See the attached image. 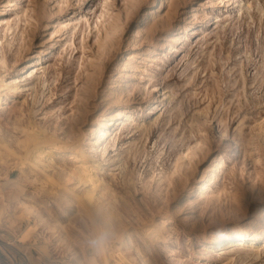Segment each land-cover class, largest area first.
<instances>
[{
  "label": "rangeland",
  "instance_id": "1",
  "mask_svg": "<svg viewBox=\"0 0 264 264\" xmlns=\"http://www.w3.org/2000/svg\"><path fill=\"white\" fill-rule=\"evenodd\" d=\"M9 2L0 0V59L7 63L0 74L10 79L18 72L27 80L19 90L1 93L0 184L18 178L40 196V204L49 202L77 250L99 249L104 238L114 253L110 264L123 257L128 260L122 264H142L136 247L148 264H197L198 242L206 234L224 221L247 228L261 215L264 0ZM152 6L142 33L133 36V23ZM114 19L120 24L109 38L114 45L101 48ZM174 34L187 40L173 43ZM155 50L163 53L153 57ZM122 58L128 65L117 68ZM151 87V95H162V109L114 125L108 160L95 155L98 186L89 198L92 184L70 176L81 165L71 154L73 146L82 143L91 151L89 127L110 101L145 108ZM32 134L50 152L51 161L40 168L23 160ZM52 136L67 145L51 147ZM219 153L224 154L219 179L209 195L191 202L194 187ZM189 171L192 176L181 184ZM1 211L18 210H5L0 201ZM156 221L167 226L168 243L147 236V224ZM128 234L132 239L122 244ZM241 246L214 252L204 264H264L263 240Z\"/></svg>",
  "mask_w": 264,
  "mask_h": 264
},
{
  "label": "bare ground",
  "instance_id": "2",
  "mask_svg": "<svg viewBox=\"0 0 264 264\" xmlns=\"http://www.w3.org/2000/svg\"><path fill=\"white\" fill-rule=\"evenodd\" d=\"M5 1L6 3L9 2V0ZM153 1H155L157 5H160L162 4V2H164V0ZM133 2L134 4H132ZM133 2L131 3L132 5L137 4L135 3V1ZM231 2H233V0H227L228 4H230ZM154 7L155 6H152L151 11L143 15L142 20L140 19L133 23V36H137L140 34L144 20L152 14ZM48 13H50V11ZM70 23L71 21L68 22L63 29L68 27ZM7 24L9 25L8 21ZM119 26L120 24H118L117 19L112 20V22H110L106 26L104 31L105 40L103 41V43H101V48H107L110 43H114L110 42L109 38L111 37V35L113 36V33L116 34V30V32H118ZM179 29H184V26H181ZM171 39L173 43L176 42V40H180L181 43H184L187 40V35L183 34L181 36H178L174 34ZM171 48L176 49V46L172 45ZM158 52L163 53V51L161 52L159 50H155L151 56L154 55L153 57H155V54H157ZM102 54L103 53H101V55ZM5 59L3 57H1L0 59V65L3 67H6L7 64ZM14 65L15 71L23 69L18 63H15ZM127 65L128 64L126 62V59L124 58L117 62V68L125 67ZM132 67L136 68L135 65H133ZM4 73H6V71H4ZM6 77V74H0V101L1 99H3V97L1 96L2 91L6 90L14 92L17 89L19 90V88L21 87L20 82H22V80H27V78L23 79V75L18 72H16V74L13 75L10 79H7ZM151 79L152 77L150 78V80ZM154 87H156V85ZM152 90L153 88L151 87L150 89H148L147 92H149L150 94ZM147 98L149 104L145 108H139V106L137 107L123 105L124 103L121 104L118 100V102L116 100L110 101L108 108L103 112L101 118L98 119V122L94 121L89 127L93 136L89 142V149L91 151L85 150L84 145H82V143L73 146L71 154H73L78 159V162L81 163V165L76 166L74 170L70 172V176L74 177V179H78V181L81 183L92 184L94 189H92L88 193L87 196L89 198L93 197V192L98 186V179L96 178L94 172H92L95 169V166L98 165H95L94 163L99 161L98 159H96L95 155L105 157L108 148L111 145L110 136L113 135L112 133L114 125L117 122H120L122 124L133 123L136 122V117H138L142 113L150 114L155 113L159 109H162V105L164 102L162 95L150 94L147 96ZM220 134L226 135L225 132H222ZM108 139L109 141H107ZM113 141H115V138H113ZM41 142L42 141L40 139L38 140V136H35L34 134L29 135L28 140L25 141V145L27 147V154L25 155V157H23V160L25 162L33 160L32 164L35 168H40V164H46L48 161H51V158H48V154H50L48 148L41 145ZM48 142L51 147H64L65 145H67L62 141L57 140L53 136L48 139ZM202 152L203 154H206L208 152V149H202ZM107 160L108 159L105 157L102 161L106 162ZM223 163L224 154H217V156L213 159L211 165L208 166L207 170L203 173L201 180H199L197 185L194 187L190 200L191 202L195 201V199L203 198L205 195H209V189L212 186V183L216 182L217 178L220 176V172H222L221 170L223 168ZM99 164L102 163L99 162ZM192 174V171L186 172L184 174V178H182L183 180L181 184H184L186 180L188 181L189 177L192 176ZM48 177L47 179L50 178ZM211 192L215 193V190H211ZM38 197L40 196L36 192H31L29 186L25 183L20 182L18 178L8 179V181L0 184V201L3 204V208L5 210H12V208L15 207L18 210L16 211V214L1 211L2 213H0V237L8 240V243L13 244L19 247L20 249L28 251L32 262L35 264H110V260L113 257L114 253L108 252V250L106 249L107 243L104 238H101L99 242V249H94V246H90V248H88L86 251L77 250V246L74 242L71 241L70 234H68L66 231V226L59 222V220L53 216L50 208V203L46 201L47 203L42 205L39 203L40 201H38ZM208 201H213V198L210 197ZM260 214L263 215V217L259 215L258 218L253 220L247 226V228H242L241 225L238 224L230 225L226 221L222 222L216 230H213L210 234H206L202 239L199 240L198 243L201 247V251L196 262H198L199 264H204V261L206 262V259L217 251L230 250L232 248H236L235 246L238 247L245 244L252 246L259 240L264 241V234L261 232V229L264 225V207L261 209ZM17 217L21 218V220H19ZM31 217L34 218L31 222H28L27 224H22V222L24 221H29ZM166 227L167 226H165L164 222L156 221L149 225L147 224V229L145 231L147 236L152 239V241L162 239L163 241L168 243L169 237L164 236L163 233ZM131 239V234H128L127 237L124 235L121 238V242L122 244H126L129 243L128 240ZM0 244L2 245L3 243L0 241ZM33 249L37 250V256H33ZM135 250L137 257L141 260V263L148 264L142 251L138 247H136ZM167 250L168 252H170V247H167ZM101 252L105 254L104 260H100L99 258V254H101ZM127 260L128 259L123 257L117 261L122 264L123 262H127ZM180 260L181 259H179V261ZM0 264L5 263L0 260Z\"/></svg>",
  "mask_w": 264,
  "mask_h": 264
},
{
  "label": "built area",
  "instance_id": "3",
  "mask_svg": "<svg viewBox=\"0 0 264 264\" xmlns=\"http://www.w3.org/2000/svg\"><path fill=\"white\" fill-rule=\"evenodd\" d=\"M34 218L31 217L28 222H31ZM0 241L3 243V247L0 244V260L5 264H35L32 262L28 251L20 249L19 247L8 243V240L0 237ZM33 256H37L38 252L33 249Z\"/></svg>",
  "mask_w": 264,
  "mask_h": 264
}]
</instances>
